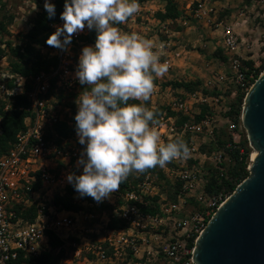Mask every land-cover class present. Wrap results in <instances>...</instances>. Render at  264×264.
<instances>
[{
  "label": "built area",
  "instance_id": "obj_1",
  "mask_svg": "<svg viewBox=\"0 0 264 264\" xmlns=\"http://www.w3.org/2000/svg\"><path fill=\"white\" fill-rule=\"evenodd\" d=\"M177 1L181 5L178 9L184 17L192 18L203 27L215 26L221 32L220 47L227 57V70L213 73L204 85L206 87L231 85L233 90L230 99L238 93L246 94L252 86V81H255L256 68L250 70L248 66L242 64L239 55L240 41L232 32L231 27L218 21L213 6L206 0ZM139 3L141 11L129 18L125 24L117 26H124L128 23L141 25L142 12L149 11L147 9L149 2L139 0ZM62 23L61 21L51 24V31H55L54 25ZM88 33L89 31L85 29L83 33L75 36L68 52L49 47V56L57 58V66L49 73H40L31 78L29 90L25 89L27 83L25 78L20 77L19 85L16 86L14 82V87L10 88L9 81L13 79V75L10 72L0 73L2 96L16 97L24 94L27 99V105L19 108V111L27 114L24 119L25 130L16 136V142L10 148L0 152V264H34V259L43 252L54 251L49 247L50 232L64 245V240L69 236L68 232L76 226L77 220L73 212L56 209L52 206L53 200L47 198L57 187H60L59 185L64 184L52 168H47V163L64 158L68 164L73 162L77 167V160L82 149L65 147L66 140H62L58 147L47 137L50 131L52 137L57 138L53 133V126L64 120L60 112L61 104L70 92L79 91L80 84L75 78L78 61L74 62L73 58L77 54L79 57L84 45H89L81 40ZM169 43L161 44L163 52L171 49ZM261 45L264 47V31L261 36ZM61 93L63 99L59 100ZM201 101L205 103L206 100ZM206 107L211 110L209 105ZM224 107L227 132L235 131L238 126L243 127L241 114L238 118L239 124H235L232 120L230 104ZM183 108L182 103L175 102L174 108L171 109L182 113ZM168 121H171L170 125ZM208 126L209 118L206 117L199 123L189 121L181 128L199 136ZM178 130L172 123V118L160 122L161 138L166 136L167 139H172L178 134ZM206 131L209 134L212 133V131ZM188 146L191 149L190 158L172 161L174 167L165 168V175L171 182L180 184V194L193 195L198 203L204 204L205 216L210 219L227 198L219 202L221 197L219 199L210 197L204 191H199L201 182L199 160L201 157L205 158L206 154L202 153L194 142L189 143ZM38 181L40 186L34 190L33 186ZM116 193L127 202L143 203L138 200L134 191L121 194L119 189ZM41 203H46L47 210L45 206L38 208L34 220L29 222L26 214L35 204L40 205ZM172 209H176V206ZM160 211L163 216L141 215L138 208L131 203L126 210L122 211V214L117 215V219L123 221L126 227L117 230L109 229L106 231V238L97 246L89 244L86 251L92 255V259L85 258V264H195L193 261L194 244L203 229L197 233L194 226L190 227L189 223L174 220L165 242L160 244L154 238L155 245H153L146 230L151 225H161L168 219L165 218V212L161 209ZM204 219L200 216L198 221L204 223ZM190 242L192 246H189ZM73 247L76 248V244H73ZM62 249L63 246L55 252ZM73 254L76 258H80L81 251L75 249Z\"/></svg>",
  "mask_w": 264,
  "mask_h": 264
},
{
  "label": "rangeland",
  "instance_id": "obj_2",
  "mask_svg": "<svg viewBox=\"0 0 264 264\" xmlns=\"http://www.w3.org/2000/svg\"><path fill=\"white\" fill-rule=\"evenodd\" d=\"M2 1L6 5V14H12L13 16L12 22L7 25V33L2 34L0 32V42H2L0 47L4 49L6 53V55L0 56V73H8L10 69V56L5 43L10 42L12 47L22 44V37L31 28L32 20L44 8V0ZM148 2L147 9H149V11L142 12L141 25L136 26L132 23H128L124 26L118 27L124 32H136L142 36H148L149 34V36H151V34H155L161 39L168 41H170V39L172 41H178L177 38L179 36H184L187 32L186 35H188V38H190L191 41H183L182 45L185 43V50L191 53L193 52L194 54L191 60L188 58L187 61H191L194 65H200L201 63L205 64L203 68H205L206 71L205 78L203 79L198 77L196 73L197 71L194 73L183 72L176 77H171V75L167 76L165 74L162 77H159V79H157L158 81L154 82L155 91L150 101L147 102V106L152 109L159 106L174 108L175 102H180L184 105V108L182 113L179 112V114L188 116L191 122H194L195 117L200 114L201 110L206 107V105H209L211 110H213L211 112V110L208 109L209 114L207 117L209 118V126L204 128L205 130L203 134L198 136L188 130L184 131L182 128H178V134L172 139H167L168 137L166 136L161 138L162 143H167L177 137H182L184 139L188 136L187 144L191 142L196 143V145L199 146V150L206 154L205 158L201 157L199 160L201 173L199 191L205 192L206 185L210 182L211 177L222 178L232 164L231 156L226 149H230L233 146H231L230 143L220 146L216 142L220 130L223 129L227 132L226 116L223 113L224 106L235 101V99L238 98V95L233 99H230V94L233 90L231 85H215V87H206L204 85V82L207 78L211 77L213 73L220 71L226 72L225 70H227V67L218 66L213 58V54L221 48V32L215 26H212L211 28L203 27L190 17H184V19L178 21H166V25L162 27L157 22L155 14L156 12L163 10L164 3L159 0H148ZM174 2L179 8L181 7L179 1L174 0ZM210 2L211 6L213 4L215 17L218 18V21L230 26L232 32L240 41L239 55L242 64L248 67L249 64H251V67L256 68L261 74L264 71V47L261 45V36L264 31V0H211ZM143 30L150 33L145 35ZM170 54H173V52H170ZM164 58H166V56L162 55L160 61L164 60ZM168 58V60H170V57ZM73 60L74 62L78 61V54ZM225 62L227 64V57ZM170 63H173V61L171 60ZM19 78L20 76L13 75V79H16V86L19 85ZM173 81L189 82L193 84L192 89L194 91L187 92L184 89L173 90L169 86H162V84ZM77 93H79V91ZM78 95L74 99L67 96L62 102L60 112L64 120H70L74 117L73 110L71 107L67 106L66 102H73L77 109L75 101L78 98ZM245 95L246 94H244V97ZM12 99L13 96H2L0 93V108L2 107V103H5L3 112L10 111L13 102ZM201 100L206 101L204 103ZM5 107H7V109H5ZM238 121H234L235 124H239ZM174 122L175 119H172V123ZM168 124L170 125L171 121H168ZM206 130L212 131V133L209 134ZM227 133L232 137V144L240 147L241 151H243L241 144H244V147L249 149L250 165V154L252 155L254 151L249 147L243 127L238 126L235 131ZM51 140L54 141V138ZM65 147L83 148V146L78 143L76 134L67 140ZM47 166V168H52L58 178L64 181V187H62L63 185H59L60 187H57L52 195L47 196L49 200H53L55 195L66 194V188L70 185L66 180L68 174L75 173L79 175L82 173V167L79 168L74 166L73 162L68 164L67 160L64 158L50 161L47 163ZM165 168H167V166ZM165 168H160V171L163 172V174H165ZM132 174L134 178L138 177L137 173ZM220 178H218V183L221 180ZM167 180L171 187L157 176H147L142 182L139 181L137 183L135 186L136 190H134L136 197L138 200H141V202L145 197H158L157 204L160 209L165 212V218H168L166 221H163L161 225H151V227L146 230L147 236L148 238H151V244L153 245H155L154 238H156L160 244L165 242L174 220L189 223L190 227L194 226V230H197L198 233L203 229V226L208 219L205 216L206 210L204 204L198 203L193 195L186 196L177 193V187H175L174 184L175 182H171L168 178ZM144 184L146 185L143 186ZM230 195L225 188H222L217 195H212L210 197L218 199L221 197L219 201L221 202ZM71 198L75 204L81 206V210L78 213H73L75 214L77 223L76 226L68 232L69 236L64 240L62 249L64 255L59 264H85V258L92 259V255L90 253L88 254L86 251L87 246H89V244L97 246L99 242H102L103 239L106 238V231L110 228L109 226L113 223L114 218H117V215L122 214V211L126 210L131 203L123 200V197L116 192L113 193L109 199L102 202L104 204H109L108 201L112 199L111 202L113 205L111 209L108 210L97 209L99 203L94 200L89 202L86 199L91 197L80 198L77 192ZM45 204L46 203H41L40 205L35 204L34 206L36 210L42 206H45V210H47V205ZM173 206H176V209H172ZM200 216L205 218L204 223L198 221ZM73 244H76V248L73 247ZM75 249L81 251L80 258L74 256L73 251Z\"/></svg>",
  "mask_w": 264,
  "mask_h": 264
},
{
  "label": "clouds",
  "instance_id": "obj_3",
  "mask_svg": "<svg viewBox=\"0 0 264 264\" xmlns=\"http://www.w3.org/2000/svg\"><path fill=\"white\" fill-rule=\"evenodd\" d=\"M48 19L56 5L44 0ZM141 11L139 0H64L61 25H54L46 45L70 51L85 29L95 32L93 44L81 48L75 78L83 90L75 103V132L83 146L77 160L82 173L66 180L80 198L102 203L121 188L133 172L143 174L174 160H187L191 149L182 137L162 143L158 111L147 106L155 79L168 71L161 49L136 32L117 25ZM139 101L140 103H130Z\"/></svg>",
  "mask_w": 264,
  "mask_h": 264
},
{
  "label": "trees",
  "instance_id": "obj_4",
  "mask_svg": "<svg viewBox=\"0 0 264 264\" xmlns=\"http://www.w3.org/2000/svg\"><path fill=\"white\" fill-rule=\"evenodd\" d=\"M164 3L163 10L156 12L155 18L160 22L164 21H178L184 19V15L178 9L177 4L174 0H159ZM56 5V16L53 19L47 18V13L43 8L32 20V26L28 30L26 34L22 37L23 41L21 45H15L12 47L10 42H6L5 46L7 47V51L9 52V72L14 76H20L27 80L25 85V89L29 90L30 88V79L35 77L40 73H49L57 66V58L49 56V47L46 45L45 41L47 37L52 33L51 24L59 23L60 13L63 11L64 0H52ZM0 32L2 34L7 33V25L10 24L13 20L12 14L7 15L5 10V4L2 0H0ZM86 44H93L95 41V32L89 31L86 36L81 38ZM2 42H0L1 45ZM45 51V52H43ZM7 52V53H8ZM6 55L4 49L0 47V56ZM213 58L216 61L218 66L227 67L225 62L226 55L224 54V50L220 48V50L216 51L213 54ZM252 65L249 64L250 70L253 68ZM260 73L258 70H255L254 79L256 80L259 77ZM16 80V79H15ZM14 79L9 81V87H14ZM156 82V80L154 81ZM253 83V81H252ZM163 87L169 86L173 90L176 89H184L187 92L194 91L192 89L193 84L189 82H167L162 84ZM83 86H79V93ZM79 93L73 91L68 94V96L74 99ZM238 98L235 99L232 103H230L231 115L233 121H238V117L241 114L242 104L244 99V93H238ZM59 100L63 99L62 93L59 94ZM13 102L11 105V109L8 112H3V107L5 103H2L1 111V134H0V152L5 151L7 148L16 142V136L25 130L24 119L27 114L24 111H19V108H23L27 105L26 96L20 95L13 97ZM130 103H140L139 101H130ZM67 106L71 107L73 110V115L77 112L76 106L73 102H66ZM65 104V106H66ZM158 111L160 122L162 120H166L168 118L175 119V126L177 128H181L185 123L189 122L190 119L188 116H184L179 114L178 112L173 111L169 107L159 106L155 108ZM209 114L208 108L204 107L200 114L195 117L194 122L199 123L204 120ZM53 133L57 138L54 139L55 144L59 147L62 140L70 139L75 132V120L72 117L70 120H63L53 126ZM48 139H53L52 134L48 133ZM187 142L188 136L184 138ZM217 144L220 146L225 145L226 143H230V149H226L228 154L231 156L232 164L230 168H228L226 174L220 178V182L218 183V178L211 177L210 182L206 185V193L209 196L217 195L222 188H225L227 193L232 194L236 187L248 176V166H249V149L244 147V144H241L243 147V151L240 150V147H237L235 144H232V137L225 130H220L219 135L217 136ZM251 156V154H250ZM167 167H174V164L171 162L167 164ZM136 173V172H133ZM138 174V177L134 178L133 174L129 175L127 180L121 185L120 193L123 194L126 191H134L136 190L135 186L140 181L142 182L147 176H157L161 180L165 181L166 184H169L165 174L160 171V167L157 166L154 169H150L143 174ZM222 176V175H221ZM227 177V178H226ZM175 187H177V193H180V184L178 182L174 183ZM40 186V182H36L33 186L34 190H37ZM171 187V186H170ZM76 193L73 186L70 184L66 188L65 195H55L53 198L52 206L56 209L78 213L81 210V206L75 204L72 200V196ZM89 202H92L93 199L86 198ZM158 197H145L143 203L131 202L134 204L141 215H149V216H163L160 211V207L157 204ZM112 206L109 204L99 203L97 209L99 210H108L111 209ZM28 214V216H27ZM26 214L29 222H32L36 216V208L35 206L31 207L28 213ZM209 219L205 222V225ZM109 229L117 230L123 229L126 226L124 222L114 218L113 223L109 226ZM63 246V242L56 237L51 232L49 233V247L50 252H43L38 258L34 259V264H59L60 260L63 258V250H59L55 252V250L61 248ZM189 246H192V242L189 243Z\"/></svg>",
  "mask_w": 264,
  "mask_h": 264
},
{
  "label": "water",
  "instance_id": "obj_5",
  "mask_svg": "<svg viewBox=\"0 0 264 264\" xmlns=\"http://www.w3.org/2000/svg\"><path fill=\"white\" fill-rule=\"evenodd\" d=\"M241 123L257 155L198 235L195 264H264V71L244 97Z\"/></svg>",
  "mask_w": 264,
  "mask_h": 264
},
{
  "label": "crops",
  "instance_id": "obj_6",
  "mask_svg": "<svg viewBox=\"0 0 264 264\" xmlns=\"http://www.w3.org/2000/svg\"><path fill=\"white\" fill-rule=\"evenodd\" d=\"M206 1L209 4L211 3L210 2L211 0H206ZM212 6H213V4H212ZM157 22L162 27H164L166 25V21H164L165 22L164 23V22H160L159 20H157ZM143 33L145 35H148V33H150V32H145L143 30ZM186 33L184 34V36H179L177 38L178 41H172L171 39H170V41L164 40V39H161L160 37H158L155 34H151V36H149L150 34L148 36H142V35L141 36L146 38V39L149 38V40H151L153 42V44H154L153 50L154 51L160 50L159 47H160L161 44L171 42V43H169V46L172 47V48L169 49V50L166 49L164 52L161 51V56H160V57H162V55L166 56V58H164V60H161V63H165L166 62L168 64V66H169L168 67V71H167L168 74L165 73V75H167V76L171 75V77H176L178 75H181V73H183V72L194 73L195 71H197L196 73H197L198 77L203 79V78H205V71H206V69L203 68L205 64L201 63L200 65H196V64L194 65V64H192L191 61H187L188 58L191 60V58H192V56L194 54H193V52L191 53V52H188V51L185 50V45H184L185 43L182 45L183 41H186V40H187V42L191 41L190 38H188V35H186ZM170 52H173V54H170ZM176 54L178 56H176ZM168 57H170V60H168L169 59ZM171 60L173 61V63H170ZM207 69H209V68H207ZM157 79H159V78H156L155 80L158 81ZM111 201H112V199L108 201L110 206L113 205Z\"/></svg>",
  "mask_w": 264,
  "mask_h": 264
},
{
  "label": "bare ground",
  "instance_id": "obj_7",
  "mask_svg": "<svg viewBox=\"0 0 264 264\" xmlns=\"http://www.w3.org/2000/svg\"><path fill=\"white\" fill-rule=\"evenodd\" d=\"M257 153L254 151L251 155V163L253 162V160L255 159Z\"/></svg>",
  "mask_w": 264,
  "mask_h": 264
}]
</instances>
